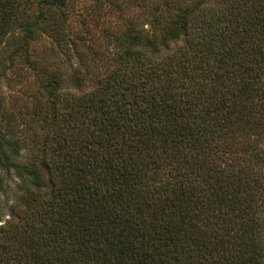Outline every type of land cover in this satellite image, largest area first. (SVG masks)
<instances>
[{"label":"trees","instance_id":"obj_1","mask_svg":"<svg viewBox=\"0 0 264 264\" xmlns=\"http://www.w3.org/2000/svg\"><path fill=\"white\" fill-rule=\"evenodd\" d=\"M137 1L100 64L64 72L70 55L50 69L30 42L75 44L69 0H39L19 33L0 0V84L18 63L35 82L24 136L0 98V264H264V0Z\"/></svg>","mask_w":264,"mask_h":264},{"label":"rangeland","instance_id":"obj_2","mask_svg":"<svg viewBox=\"0 0 264 264\" xmlns=\"http://www.w3.org/2000/svg\"><path fill=\"white\" fill-rule=\"evenodd\" d=\"M38 1L39 0H16V2L19 3L17 8L18 14H16V20L13 23L11 22V29L14 32L19 33L20 31L18 23L21 17L26 18L27 15L38 12V8L40 7ZM168 1L172 2L173 0ZM223 2L224 0H218V5H222ZM20 11L23 13V16L19 15ZM24 11L26 13H24ZM133 17L138 18L139 22L145 19L142 6L137 0H69L67 6H65L63 17L60 18L61 33L66 36L67 41L70 43L74 42L75 44L72 45L71 43V45H69L70 50H60V47H56L59 50L57 49L54 51V53H56L55 55L51 49L53 44L52 39L42 34L39 39L30 42L34 53L33 56L39 61H42L40 57L46 56L44 62L46 65H51V67H49L51 69L54 68L53 61L55 62L57 58L67 59L66 55H70L69 61L66 60V63L59 64V66L64 69V72H66L68 68L71 69L69 63H76L78 59L76 55L79 53V55L86 56V58L89 59L87 63L90 65L89 69H91L93 64L96 65L101 63L94 62L92 59L95 56V48L97 49L99 47V43L101 42L102 46L104 45L102 40L106 37L105 30L107 29L109 31L122 26L128 19ZM145 25L148 27L147 24ZM11 44L8 33L5 35L0 33V62L4 60V55H6L7 51L10 49ZM104 52L106 57L108 53H106V50ZM64 53L65 55H63ZM73 64L71 65L72 67ZM18 73L25 76L21 77ZM33 80L34 73H32L28 65L18 63L11 73L7 72V77H4L0 84V98L2 104L10 111H6L5 114L8 115L11 128H13L12 133L17 137L23 134H21L20 129L24 127V121L27 117L25 113L27 112V114H29L30 110H27V108L30 109L33 104L32 100L35 88V82ZM95 84V80L88 81L85 89L93 88ZM74 90L73 88V91ZM75 91L79 93L77 92L78 90ZM38 145V140L29 145L27 144L28 148L21 149V154L23 157L29 155L40 157L38 154ZM36 147H38L37 152L34 151ZM11 175L14 182L18 181V178L14 176V171ZM11 198L12 196H10V199ZM13 202L14 200L10 201V203ZM7 216L8 215L5 214L3 218Z\"/></svg>","mask_w":264,"mask_h":264}]
</instances>
